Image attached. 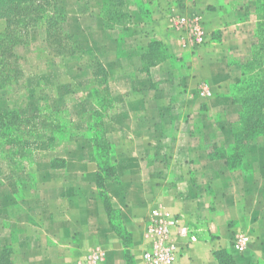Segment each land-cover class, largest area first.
Here are the masks:
<instances>
[{"label":"crops","instance_id":"obj_1","mask_svg":"<svg viewBox=\"0 0 264 264\" xmlns=\"http://www.w3.org/2000/svg\"><path fill=\"white\" fill-rule=\"evenodd\" d=\"M56 1L72 42L104 68L108 104L93 90L90 64L47 55L44 32L32 36L28 51H44L50 64L28 66L29 99L38 100L40 86L61 93L80 133L101 112L114 176L100 172L88 136L56 146L29 141L32 183L0 184V248L11 250V264H88L94 253L98 264H128L126 253L143 264L142 230L154 210L187 230L172 231L174 264H264V135L236 160L229 155L241 110L230 89L252 54L256 0H123L128 33L104 27V0ZM179 15L203 21L205 46H184L172 29ZM25 106L20 113L29 115ZM240 236L249 239L242 252L234 248Z\"/></svg>","mask_w":264,"mask_h":264},{"label":"trees","instance_id":"obj_2","mask_svg":"<svg viewBox=\"0 0 264 264\" xmlns=\"http://www.w3.org/2000/svg\"><path fill=\"white\" fill-rule=\"evenodd\" d=\"M262 1L256 0L258 21L254 31L251 57L242 64L240 83L230 89L232 102L241 107L236 123L230 128L234 141L229 148L231 156L229 157L233 160H236L243 148L249 145L255 137L264 135V2ZM111 5L118 9L117 14L111 10ZM125 6L123 0H104L102 14L104 27L123 26L125 19L129 22ZM0 18H5L7 23L6 32L0 36V89L16 84L20 79L22 74L20 58L14 53V48L16 45L23 44L25 41L23 36L33 27L45 28L47 40L51 37L57 41L61 37L66 40V45H60L59 49L57 48L61 56L71 57L77 52L88 54L91 58L90 67L94 70V75L101 76L105 81L106 73L99 60L92 53L80 50L72 42L65 27L66 15L61 12L56 0H0ZM63 24L66 34L62 30ZM102 119L103 114L94 112L92 121L99 120L97 128H99L103 141L100 142L94 135H91L90 138L96 147L100 172L104 173L106 177H113L114 167L109 160L111 145L105 138ZM30 121L31 119L22 118L17 112L0 113V155L2 153L6 156L19 155L20 157L22 155V136H27L25 127ZM88 128V131L92 133L90 125ZM10 143H12V147H10ZM98 188L110 216H114L108 206L101 176L98 178ZM118 233L124 242L129 238L123 230H118ZM10 255V249L0 248V264H11ZM126 261L131 264L128 253H126Z\"/></svg>","mask_w":264,"mask_h":264},{"label":"rangeland","instance_id":"obj_3","mask_svg":"<svg viewBox=\"0 0 264 264\" xmlns=\"http://www.w3.org/2000/svg\"><path fill=\"white\" fill-rule=\"evenodd\" d=\"M58 6L61 12L64 13V8L61 5ZM110 7L111 10H114V14H117L116 11L118 9L113 5H111ZM127 22V19H125L122 26L123 28L124 26H126ZM63 28L64 24L62 25V30ZM6 29V19L0 18V36L6 32ZM129 31V28H127V30H124L125 33H128ZM37 32L45 33L46 48L44 49V51L47 53V55L54 58L58 57L63 63H66L72 59H82L88 64H90L91 62V58L88 54L79 52L71 57L59 55L60 51H58L57 48L59 49L60 45H66V40L62 39V37L59 38L58 41L52 37L47 40L46 30L42 27L30 28L27 31V34L23 36V38H25L23 44L15 46L14 53L20 58V68L22 74L16 84L0 89V113L6 114L8 112H17L22 118L31 119V121L27 125V127H25L27 136H22V155L20 157L19 155L6 156L3 153L0 155V184L2 185L23 183L25 181H27L28 183H32V175L27 171V165L31 161V150L28 147L29 141L33 142L39 139H48L51 142L52 146H56L68 136L71 139H85L87 136L90 137L91 135L97 136L100 142L103 141V137L99 133V128H97L99 120H96V123L92 121L93 123L91 122L89 124L91 127V131H93L92 133L88 132L86 134L76 131V124L72 122V120L68 116L67 111L64 108L65 105H62L61 100H59L61 93L57 92L53 88L40 86L37 90L38 100H33V97L31 100L29 99V92L26 85V74L28 73V66L31 64L33 65L34 61H36V63L37 61H41V63L45 67L47 64H50V58L46 56V53L44 51H41L40 53L33 51L32 56H29L30 52L28 51V47L30 45L32 36H34V34H36ZM19 48H22L21 53L17 52V49L20 50ZM39 66L41 67L42 65ZM41 70H44V68L41 67ZM96 81L98 82V84H94L95 87L93 88V90H96L97 96L100 97V99H103L105 104H108V93L105 91L104 81L102 80L101 76H97ZM26 99L28 100L27 102ZM105 104H103V106ZM23 105H26L25 107L29 112V115H22V113H20V108L24 107ZM103 106L101 107V111H103L104 109ZM12 146V143H10V147Z\"/></svg>","mask_w":264,"mask_h":264},{"label":"built area","instance_id":"obj_4","mask_svg":"<svg viewBox=\"0 0 264 264\" xmlns=\"http://www.w3.org/2000/svg\"><path fill=\"white\" fill-rule=\"evenodd\" d=\"M172 29L179 34L184 46L197 48L205 46L210 40L203 21L198 17L189 18L179 15L172 20ZM209 94L203 89L201 95ZM143 234L148 240V247L143 251V264H174L177 255V246L172 237V231L178 236L187 234V230L179 225L176 217L160 210L152 211L144 221ZM249 243V239L240 236L234 241V248L242 252ZM101 255L94 253L88 264H98Z\"/></svg>","mask_w":264,"mask_h":264}]
</instances>
